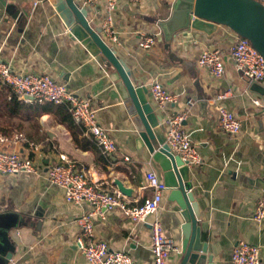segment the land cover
<instances>
[{"label":"crops","instance_id":"obj_1","mask_svg":"<svg viewBox=\"0 0 264 264\" xmlns=\"http://www.w3.org/2000/svg\"><path fill=\"white\" fill-rule=\"evenodd\" d=\"M52 1L2 0L0 61L16 74L48 75L80 98L90 99L100 126L118 151L104 154L63 107L37 112L28 109L34 102L21 101L23 107L12 115V93L0 88V135L10 140L3 147L28 157L37 168L36 173L0 175V264H88L75 238L80 233L77 221L91 208L85 203H66L47 177L48 167L59 163L61 155L86 171L92 184L102 190L118 191L112 182H122L135 205L152 194L142 188L148 172L163 182L147 150L136 148L133 125L108 77L112 70L101 56L93 57L71 38ZM75 1L83 6L82 0ZM193 1L115 0L112 23L117 43L110 47L129 67L135 86L148 90L159 82L177 94L175 103L159 108L148 91L149 102L162 117L163 130L169 117L188 112L184 128L201 158V164L189 170L206 256L212 257V264H231L232 250L242 241L260 248V264H264V221L253 219L264 195L253 183L264 177V101L254 83L235 71L230 48L239 36L224 26L210 35L187 28ZM105 7L106 0L86 6L91 26L101 28ZM152 35L155 46L139 48V39ZM213 50H220L225 62L223 76L216 79L197 65L203 51ZM257 85L264 88V82ZM188 100L191 106H186ZM254 100L260 105L255 106ZM219 106L239 120L238 136L218 128ZM15 135L22 137L15 141ZM169 196V190L163 193L157 214L145 223H133L119 210L105 213L103 220L95 217L96 240L105 242L110 251L129 255L135 264H153L149 224L156 217L163 235L175 246L166 264H179L183 219Z\"/></svg>","mask_w":264,"mask_h":264},{"label":"built area","instance_id":"obj_2","mask_svg":"<svg viewBox=\"0 0 264 264\" xmlns=\"http://www.w3.org/2000/svg\"><path fill=\"white\" fill-rule=\"evenodd\" d=\"M82 2L86 7L93 5L96 0H82ZM115 6V0H106L105 15L100 28V37L109 47L117 43L112 23ZM155 37V35L142 36L138 42L139 48L151 50L155 46ZM230 56L235 71L243 79L255 84L264 82V57L247 39L238 37L230 48ZM197 65L215 79L222 77L225 71V62L220 50L203 51L197 60ZM2 87L8 88L16 98L25 103H50L63 107L75 124L86 129V134L92 137L96 146L104 154L113 155L118 151L115 142L100 126L98 112L93 108L91 100L80 98L50 76L36 73L16 74L9 64L0 61V88ZM148 91L159 108H163L167 103H175L177 100V94L169 93L159 82L152 83ZM253 104L259 106L260 102L254 100ZM191 105L192 101L188 100L186 106ZM216 112L218 128L230 136H238L241 131L239 120L222 106L217 107ZM187 113V110H183L169 117L164 123V136L169 151L178 156L190 169L199 166L201 158L191 142L189 133L184 128ZM21 137L22 135H15L14 140ZM9 141L8 137L0 135V175L36 173L37 168L32 160L18 152H9L4 149L3 146H6ZM125 161L129 159L125 158ZM47 177L50 183L60 189L66 203L76 205L85 203L91 208L77 221L80 233L75 238L77 250L88 264H135L129 255L110 251L105 242L96 240L94 218L103 220L105 213L119 210L133 223L139 224L155 216L160 208L163 193L168 190L155 173L148 172L145 175L142 188L152 190V194L140 205H135L130 197H125L118 191L102 190L99 186L93 185L87 172L78 169L63 155L59 157V163L48 167ZM253 219L258 223L264 221V195L257 202ZM149 226L153 264H166L167 257L175 250V246L163 235L158 218L154 217ZM260 254L258 246L240 241L232 250L231 264H260Z\"/></svg>","mask_w":264,"mask_h":264},{"label":"water","instance_id":"obj_3","mask_svg":"<svg viewBox=\"0 0 264 264\" xmlns=\"http://www.w3.org/2000/svg\"><path fill=\"white\" fill-rule=\"evenodd\" d=\"M51 3L71 38L81 43L93 57L101 56L112 70L108 77L133 125L136 148H145L158 165L170 191L169 199L180 209L183 225L179 264H212V257L206 256V245L200 241L197 226L200 212L192 193L190 170L165 144L162 117L149 102L147 88L133 84L125 61L104 43L100 28L90 25L86 7L75 0H53ZM2 8L5 5L0 0ZM218 26L227 27L247 39L264 57V0H194L187 16V28L210 35ZM253 87L264 101V88L255 83ZM112 183L121 195L131 196L122 182L114 180ZM253 183L264 191V177Z\"/></svg>","mask_w":264,"mask_h":264},{"label":"trees","instance_id":"obj_4","mask_svg":"<svg viewBox=\"0 0 264 264\" xmlns=\"http://www.w3.org/2000/svg\"><path fill=\"white\" fill-rule=\"evenodd\" d=\"M10 104L12 105V110H11L12 115H17L18 110H20L23 107V104L21 103V101H19L13 94L10 96ZM53 106L55 105L50 104V103L39 104V103L34 102L28 106V109L30 111L36 110L37 112H46V111H50L51 107ZM56 108H59L60 110L63 109L60 106H56ZM64 114L65 113H62V115Z\"/></svg>","mask_w":264,"mask_h":264},{"label":"rangeland","instance_id":"obj_5","mask_svg":"<svg viewBox=\"0 0 264 264\" xmlns=\"http://www.w3.org/2000/svg\"><path fill=\"white\" fill-rule=\"evenodd\" d=\"M187 16H188V12H187ZM0 117L2 118L1 120H3L2 114H0Z\"/></svg>","mask_w":264,"mask_h":264}]
</instances>
